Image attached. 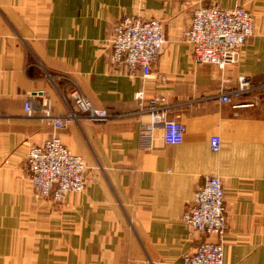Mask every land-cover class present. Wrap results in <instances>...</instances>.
I'll return each instance as SVG.
<instances>
[{
	"label": "crops",
	"instance_id": "1",
	"mask_svg": "<svg viewBox=\"0 0 264 264\" xmlns=\"http://www.w3.org/2000/svg\"><path fill=\"white\" fill-rule=\"evenodd\" d=\"M213 4L254 18L237 63L222 70L195 68L183 39L193 11ZM123 15L161 23L165 43L149 77L111 63ZM57 75L74 79L109 118L81 116L54 132L40 109L48 102L51 115L68 112ZM239 76L264 82V0H0V264H182L205 239L181 221L205 175L223 184L224 264H264V95L242 108L233 106L245 99H217ZM157 98L185 126L184 140L165 145L157 128L145 150L139 129ZM53 134L83 157L89 179L62 203L37 197L28 181L29 147Z\"/></svg>",
	"mask_w": 264,
	"mask_h": 264
},
{
	"label": "built area",
	"instance_id": "2",
	"mask_svg": "<svg viewBox=\"0 0 264 264\" xmlns=\"http://www.w3.org/2000/svg\"><path fill=\"white\" fill-rule=\"evenodd\" d=\"M253 32L254 18L250 11L241 6L223 9L213 4L193 11L183 39L192 49V64L195 68L212 65L222 70L237 63L240 49ZM109 42L112 64L124 65L131 72L140 71L146 78L152 74V67L165 39L158 20L123 15L115 24ZM48 77L50 78L49 75ZM54 78L65 81L67 91L61 89L59 94L68 107L64 116L55 117L50 114L49 103H43L41 116L49 121L54 132L63 130L81 116L92 122H104L109 118L105 110L93 107L74 79L67 75H57ZM261 95H264V82L254 83L245 76H239L235 87L219 94L217 99L221 103L245 99L233 106L242 108L257 105ZM35 97L36 95H29L24 102L26 117H34L36 113ZM68 100L77 112L70 108ZM166 108L163 98H157L151 103L148 109L150 121L139 129L142 149L152 147L153 132L157 128L163 131L165 145L183 143L185 126L179 120L171 118ZM209 146L213 153H218L221 147L220 137L211 136ZM26 163L31 191L39 198L62 203L69 194L83 192L88 184L83 157L72 153L54 134L41 145L29 147ZM181 221L190 234L205 238L194 252L182 256V264H224L227 210L220 177H203L189 206L183 212Z\"/></svg>",
	"mask_w": 264,
	"mask_h": 264
}]
</instances>
